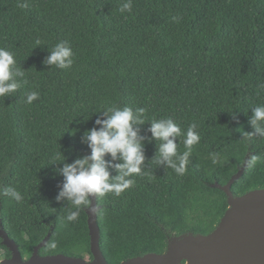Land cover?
I'll use <instances>...</instances> for the list:
<instances>
[{
	"label": "trees",
	"instance_id": "1",
	"mask_svg": "<svg viewBox=\"0 0 264 264\" xmlns=\"http://www.w3.org/2000/svg\"><path fill=\"white\" fill-rule=\"evenodd\" d=\"M24 2L0 0V47L14 53L27 81L0 97V192L14 187L22 196L0 194V219L22 257L49 234L41 256L91 260L88 206L70 222L72 205L56 197L63 164L90 154L82 137L113 104L146 109L139 125L145 162L132 187L96 197L106 262L162 254L172 236L211 233L228 207L211 185L227 184L247 156H264V138L247 140L236 130L252 131V108L264 104V0H131L123 12L126 0ZM61 41L73 51L72 66L45 65ZM32 91L38 99L27 104ZM163 118L182 132L198 125L201 139L182 176L153 158L160 142L150 139L149 121ZM262 189L264 161L245 167L231 192ZM10 257L0 239V261Z\"/></svg>",
	"mask_w": 264,
	"mask_h": 264
},
{
	"label": "clouds",
	"instance_id": "2",
	"mask_svg": "<svg viewBox=\"0 0 264 264\" xmlns=\"http://www.w3.org/2000/svg\"><path fill=\"white\" fill-rule=\"evenodd\" d=\"M20 7H28L26 0L20 4ZM131 8V0H126L120 11H131ZM36 44L39 45L40 41L37 40ZM73 55L68 43L61 41L54 46L43 63L66 69L72 66ZM24 75V70L16 65L14 53L0 47V97L11 96L21 87V83H27ZM260 89L264 90V84ZM38 96V92L32 91L26 95L25 102L31 104L38 99ZM98 113H102L105 117L101 119L98 116L95 120V125L100 127L88 129L82 137V142L87 144L90 154L75 159L72 163H65L60 169L64 182L56 199L67 200L72 205L66 216L70 222L78 218L81 206H89L93 198L104 197L108 193L119 196L132 187L134 181L130 177L141 174L145 162L142 143L144 137L139 135V125L146 121V109L139 107L133 110L129 106L121 107L113 104ZM233 118H235L234 114ZM149 123L150 139L160 142L153 156L156 164H163L177 175H184L190 163L192 148L201 139L197 131L198 125L195 122L191 123L186 132H182L180 125L172 118L152 119ZM248 123L252 131L244 132L242 128L236 129L241 132L243 138L247 140L253 137L264 138V104L252 108ZM181 135L185 137L183 140L185 151L178 153L177 140ZM106 155L110 156L111 160L106 161ZM112 161L119 162L112 163ZM262 161L264 156L251 154L245 158L243 166L255 167ZM109 168L114 169L116 175H111ZM0 194L10 196L17 202L22 200L20 192L14 187H5ZM89 210L93 213L99 211L96 206H92ZM51 246L55 247V243Z\"/></svg>",
	"mask_w": 264,
	"mask_h": 264
},
{
	"label": "water",
	"instance_id": "3",
	"mask_svg": "<svg viewBox=\"0 0 264 264\" xmlns=\"http://www.w3.org/2000/svg\"><path fill=\"white\" fill-rule=\"evenodd\" d=\"M244 169V166L240 168L224 186L217 183L211 185L226 195L228 204L211 233L172 236L167 241L164 253H149L121 264H264V189L241 196H234L231 192L232 185L242 177ZM92 206L97 207L96 197L85 210L91 260L62 254L41 256L39 251L47 244L49 234L34 247L31 256L24 259L14 240L3 229L0 219V239L11 253V257L1 260L0 264H108L99 245L97 212L89 210Z\"/></svg>",
	"mask_w": 264,
	"mask_h": 264
},
{
	"label": "rangeland",
	"instance_id": "4",
	"mask_svg": "<svg viewBox=\"0 0 264 264\" xmlns=\"http://www.w3.org/2000/svg\"><path fill=\"white\" fill-rule=\"evenodd\" d=\"M84 258H85L86 260H90V257H89L87 254H84Z\"/></svg>",
	"mask_w": 264,
	"mask_h": 264
}]
</instances>
